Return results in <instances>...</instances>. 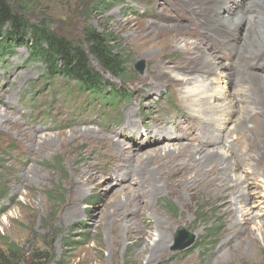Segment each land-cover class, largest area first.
<instances>
[{"label": "rangeland", "instance_id": "obj_1", "mask_svg": "<svg viewBox=\"0 0 264 264\" xmlns=\"http://www.w3.org/2000/svg\"><path fill=\"white\" fill-rule=\"evenodd\" d=\"M8 1L32 24L44 21L67 40L81 43L84 27L111 34L117 48L127 56L130 72L123 85L93 64L103 80L126 96L114 105L111 103L116 97H108L105 102L81 92L73 82L61 78L47 80L42 65L29 61L27 47L23 44L12 56L0 58V237L20 250V264H28L38 255H45L40 264H264V165L260 172L256 173L259 167H253L249 173V177L259 181V196H251V187L241 190L245 200L241 198L240 201L237 197L232 206L238 211L244 206L246 225L254 230L255 241L251 243L243 240L241 232L240 235L234 234L235 229L230 227L232 216L220 206L229 200L227 197L234 191L232 188L220 192L210 188L211 191L206 192L202 185H194L190 192L171 191L165 187L163 191H154L144 184L139 191L140 203L135 205L139 207L138 214L125 212V209L129 210L128 204L137 202V199L125 195V192L114 197L120 186L110 185L119 175L122 185L136 188L123 173L127 167H120V171L121 165L112 161L116 156L107 155L102 143L75 132L76 128L99 130L103 135L110 133L118 143L130 145L138 137L142 142H148L146 137H140L146 129L153 135L159 127H171L167 139L171 142L170 149L176 144L197 145L195 140L197 137L201 140V134L197 135L199 130L194 131L193 124L197 122L209 128L205 122L209 118L206 114L199 118L192 112L187 102L181 99L182 88L171 86L172 81L168 78L171 70H179L173 67H176L181 51H163V37L169 33L161 28L146 27L147 22L156 19L161 20L163 26H187L185 33L198 37L202 33L196 16L177 4V0ZM26 2L30 6L27 11L21 9ZM124 20H130V29L122 28ZM214 24L224 34V43L230 42L232 38L226 33L227 28H221L223 25L218 21ZM225 44H215L223 62L233 70L239 68V72L247 73V62L244 59L235 62V54L229 52ZM141 62L144 67L140 74L134 67ZM259 72L264 73V70ZM216 80L214 77L205 82L212 97L203 103L214 116L213 105L220 102L217 89L225 87L227 93L233 95L234 88L242 84V81L231 80L224 84ZM152 86H157L158 92H149ZM247 125L252 128L261 125L259 129L263 133L258 131L264 137V120L260 124L248 121ZM233 126L234 123L228 122L226 129L230 131ZM137 129L139 135L135 133ZM31 133L36 137L34 145L37 146L25 139V135L31 137ZM153 141L154 145L143 146L140 153H136L140 158L131 160L134 171L143 165L149 152L162 151L164 143L161 139L156 143L154 137ZM211 144L206 147L208 150L224 143ZM182 158L186 159L185 155ZM85 163L89 164L88 169L91 168L93 180L82 176L81 168ZM186 163L191 170H204L199 157ZM205 170L203 178H213L214 174H210L207 168ZM239 172L228 174L233 179L244 177ZM115 203H120L117 205L120 207L116 208ZM115 211L124 214L126 231L133 229L135 232L137 228L149 231L150 238L145 239L149 246L157 240V227L165 221L170 240L163 254L147 263L151 253L145 250L139 237L134 233L127 234L123 225L119 232H115L106 224L107 219L111 221L107 216ZM92 213L97 218L96 226L92 222ZM238 220L236 229L240 230L246 225ZM178 228L193 235L195 241L185 250L172 251L177 246L175 233ZM236 247L245 251L243 256L233 255ZM7 253L3 241H0V264Z\"/></svg>", "mask_w": 264, "mask_h": 264}, {"label": "bare ground", "instance_id": "obj_2", "mask_svg": "<svg viewBox=\"0 0 264 264\" xmlns=\"http://www.w3.org/2000/svg\"><path fill=\"white\" fill-rule=\"evenodd\" d=\"M177 2V4L190 10L192 14L196 16L199 22L198 24L201 26L199 29V32L202 33L201 36L195 37L189 33H185L187 26L183 28H179L180 25L163 26L160 25L161 20L158 22L156 19L147 22L146 27H149V29L161 28L169 33L168 36L163 37V41L165 42L162 46L163 51L169 52L173 49L181 51V57L176 60V67H173L179 70H171L170 77L168 78L172 81V84H170L171 86L176 89L182 88V93H180L181 99L187 102L186 105L191 108L192 112L199 115V118L205 114L209 118L205 121L209 128L207 125H202L197 122L193 124L194 131L199 130V134L197 135L201 134V140H199L198 137L196 140L194 138L198 144H176L170 149L169 144L171 142H168L167 139H169L168 136L171 134V127H165L164 129L162 127L160 129L159 127L157 132H153V135L151 134V130L146 129L145 133L140 135V137H146L148 142H142L138 137L135 141L131 140L133 144L130 145L118 143L115 141L114 137L110 136V133L103 135L99 130L76 128L77 130L75 129V132L81 133L83 137L89 140L94 139L102 143L101 145L106 150L107 155L113 154L116 156L112 161L114 164L121 165L119 166V170L121 169L120 167H127L123 173L126 178L129 179L128 181L134 183L136 188H132L130 185H122L118 177L119 175L115 177L114 183L110 185L112 187L114 185L120 186L119 189L116 190L114 197L118 193L122 194L125 192V195L137 199V202L134 201L128 204L127 207L129 210L125 209V212L135 211L136 215L138 214L137 209H139V207L137 208L135 205L140 203L138 201V197L140 196L139 191L144 184L151 187L154 191H163L165 187L171 191L185 190L186 192H190L194 185L196 187L202 185V190L204 189L206 192L211 191L209 190L210 188H213L216 192L227 191L229 188H232L234 191L230 192L228 197L227 194H225L229 200L223 201L220 206L226 214L232 216V224L230 227L235 229L234 234L238 235L241 232L244 241L249 240L253 243L255 241L254 230L247 227L248 224L246 225L247 222L246 219H244L246 216V214H244V206L240 211L232 208V206H234L233 204L237 197L239 200L241 198L245 200V196L241 194V190L251 187L253 188L251 196H259L257 192L259 189V181L255 179V177H249V173L252 172L253 167H259L260 169L258 168L256 173L260 172L261 167L264 165V137L259 135L262 132V130L259 129L261 125L257 128H252L247 125L248 121L260 124L262 120H264V73L259 72L264 70V0L263 2L262 0H177ZM258 3H262V5ZM129 21H125V23L121 25L122 28L127 27L130 29L131 25ZM215 21L223 25H221V28H227L228 32L226 33L232 38L230 42L226 40L227 44L224 43L226 39L223 36L224 34L220 33L219 29L215 26ZM218 43L219 45L225 44L226 49H229V52L235 54V62H243L242 59H244L245 62H247L246 67L249 71L244 74L239 72V68L233 70L229 65L224 63L222 60L223 57L215 50ZM222 50L223 49H221V51ZM257 58L259 59L257 60ZM255 61L257 62L256 66L254 65ZM214 77L224 84L231 80L235 82L242 81L240 86L234 88L235 93L233 95L227 93L228 91L225 90V87H219L217 89L220 102L214 103L213 105V109L216 113L215 116L211 114L213 112H209L203 106L204 101L212 97L210 94L211 92L209 93L207 90L205 82H208V80L210 81ZM149 92H158V87L152 86ZM218 117L220 120H218ZM228 122L234 123L230 131L226 129ZM242 130L245 131L241 133L240 131ZM135 131V133L139 135V129ZM232 135L235 136L233 137L234 139L231 138ZM29 136L25 135L26 141H30L33 146H37L34 145L36 142L34 134L31 133V137ZM154 137L156 143L160 142V139L164 143L162 145L163 147H161L162 151L155 149L149 152L148 155L144 157L143 165L134 171L131 167L133 162L131 160L136 157H141L140 154L136 156V153H140L143 146L147 147L150 144L154 145ZM202 138L205 139V141H203ZM228 138L231 140L230 143L227 142V140H229ZM220 142L224 143L223 146H214L211 150L206 148L210 143H213L211 145H216ZM184 155L186 159L182 158ZM201 155L203 157H200ZM197 157L201 160L204 170L200 169L194 171L187 166L186 161L190 159L195 160ZM88 168L89 164H83L81 168L82 176L85 177L86 180H93L94 176H92L91 168ZM205 168H207L210 174H214H212L213 178H209L208 180H206L205 177L203 178V176H205ZM188 170H190L189 175ZM234 171H240L239 173H243L244 177L240 176L239 178L233 179L229 174ZM117 173L119 174V172ZM119 204L120 203H115V207H120L117 206ZM125 204H127V202ZM123 215L124 214H119L117 211L113 212L111 215L107 216L109 219L111 217V221L107 219L106 224L115 232H119L122 225L124 228V224L126 223L123 220ZM129 215L132 216L131 214ZM91 218L93 224L96 226L98 222L97 218H95V213L91 214ZM238 219H241L242 224L246 225L244 228H241L242 230H238L239 228L236 229V225L239 224ZM160 224L161 225L157 227V240L152 246L147 245V243L145 244V239L150 238L149 231L137 228L135 232L132 231L133 229H131V232H128L130 230L126 231L125 228L123 229L127 234L134 233L133 235H135V237H139V240L145 244V250L150 251L151 256L147 263H149L150 260L155 261L158 259L166 249V244L169 243L170 230L167 227V223L162 221ZM243 252L245 251H241V249L236 247V249L233 250V255L241 257L243 256Z\"/></svg>", "mask_w": 264, "mask_h": 264}, {"label": "trees", "instance_id": "obj_3", "mask_svg": "<svg viewBox=\"0 0 264 264\" xmlns=\"http://www.w3.org/2000/svg\"><path fill=\"white\" fill-rule=\"evenodd\" d=\"M28 7L26 2L21 9L27 11ZM81 34V43L67 40L57 35L44 21L32 24L16 12L8 0H0V58L12 56L15 49L23 44L27 47L29 61L42 65L47 80L61 78L73 82L81 92L105 102L108 97H116L111 103L116 105L126 96L116 86L103 80L93 64L125 85L124 79L130 73L127 56L117 48L111 34L99 33L90 27H84ZM1 192L3 194V190ZM0 241L8 252L3 264H20V250L3 237ZM42 258L45 255H38L28 264H40Z\"/></svg>", "mask_w": 264, "mask_h": 264}, {"label": "water", "instance_id": "obj_4", "mask_svg": "<svg viewBox=\"0 0 264 264\" xmlns=\"http://www.w3.org/2000/svg\"><path fill=\"white\" fill-rule=\"evenodd\" d=\"M144 63H139L138 65H135L134 70H136L137 73L143 72ZM175 239L177 246L172 249V251H182L187 248H189L195 241V237L191 235L190 233H187L182 228H178L175 233Z\"/></svg>", "mask_w": 264, "mask_h": 264}]
</instances>
